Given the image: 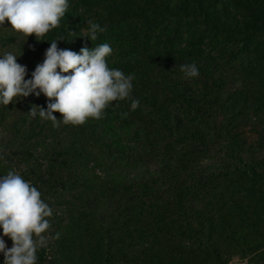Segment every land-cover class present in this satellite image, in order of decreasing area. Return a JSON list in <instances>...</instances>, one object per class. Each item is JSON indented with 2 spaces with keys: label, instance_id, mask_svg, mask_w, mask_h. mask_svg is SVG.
Listing matches in <instances>:
<instances>
[{
  "label": "trees",
  "instance_id": "1",
  "mask_svg": "<svg viewBox=\"0 0 264 264\" xmlns=\"http://www.w3.org/2000/svg\"><path fill=\"white\" fill-rule=\"evenodd\" d=\"M88 20L106 26L92 42ZM60 37L77 53L109 43L108 66L135 78L131 99L78 126L30 116L43 94L0 105V175L53 210L37 264H264V0H69L42 37L6 20L0 54L28 79Z\"/></svg>",
  "mask_w": 264,
  "mask_h": 264
},
{
  "label": "clouds",
  "instance_id": "2",
  "mask_svg": "<svg viewBox=\"0 0 264 264\" xmlns=\"http://www.w3.org/2000/svg\"><path fill=\"white\" fill-rule=\"evenodd\" d=\"M68 7L69 0H0V27L7 20L15 32L42 37L59 26ZM86 24L87 33L83 37L91 42L106 31V26L91 20ZM58 41L65 39L60 37L49 42L43 62L36 65L28 79L27 67L17 62L21 55L0 54V105L8 106L14 100L16 103L30 95L43 94L49 101L46 110L34 105L28 114L51 120L54 127H59L61 122L78 126L88 118L101 119L112 102L131 99L135 77L108 66L106 58L113 52L109 43L92 48L84 46L77 53L60 49ZM180 71L186 79L200 75L195 63L182 64ZM139 105V100L132 99L130 110L135 111ZM54 112L61 113L62 118L57 119ZM52 214V208L41 199V192L30 181L14 170L0 175L3 264H37L38 250L48 244L45 233L50 229L47 218ZM4 237L12 241L11 248L7 247Z\"/></svg>",
  "mask_w": 264,
  "mask_h": 264
},
{
  "label": "rangeland",
  "instance_id": "3",
  "mask_svg": "<svg viewBox=\"0 0 264 264\" xmlns=\"http://www.w3.org/2000/svg\"><path fill=\"white\" fill-rule=\"evenodd\" d=\"M4 137H5V134L0 130V149L2 148V142L5 140ZM230 264H256V263H252L248 259L242 260L236 257L235 260H233Z\"/></svg>",
  "mask_w": 264,
  "mask_h": 264
}]
</instances>
